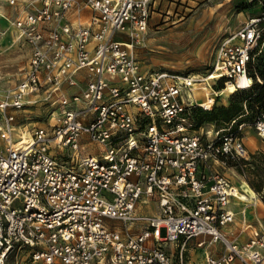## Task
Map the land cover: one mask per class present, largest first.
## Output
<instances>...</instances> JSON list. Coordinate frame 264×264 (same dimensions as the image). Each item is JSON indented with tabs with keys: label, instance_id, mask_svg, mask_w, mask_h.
<instances>
[{
	"label": "built area",
	"instance_id": "built-area-1",
	"mask_svg": "<svg viewBox=\"0 0 264 264\" xmlns=\"http://www.w3.org/2000/svg\"><path fill=\"white\" fill-rule=\"evenodd\" d=\"M154 1L7 0L18 9L7 30L29 56L0 85V264L24 251L35 264H198L196 249L203 264H264V231L236 222L238 189L221 169L248 158L247 127L264 140V101L249 121L254 95L224 126L190 116L214 106L196 83H222L216 101L229 82L264 88V6L198 78L144 70L132 53ZM35 106L47 124L21 129Z\"/></svg>",
	"mask_w": 264,
	"mask_h": 264
},
{
	"label": "rangeland",
	"instance_id": "rangeland-1",
	"mask_svg": "<svg viewBox=\"0 0 264 264\" xmlns=\"http://www.w3.org/2000/svg\"><path fill=\"white\" fill-rule=\"evenodd\" d=\"M261 1L264 3V0H155L151 7L148 28L140 33L139 42L133 44L131 51L144 70L169 69L189 72L198 78L206 77L220 41L241 26L251 12L261 9H253ZM2 5L0 13L6 19L0 15V30L3 31L0 35V85L6 89L12 88L22 76L20 70L26 64V49H22V46L17 49L8 35L7 25L16 16L17 10L11 9L6 3ZM89 14L90 11L83 10L84 21ZM122 39L131 43L129 34H124ZM209 81L214 90L223 86L222 83L215 86L216 80ZM204 94L201 90L200 99H204ZM250 95L254 96L253 102L246 103L249 121L254 117L257 106L264 101L263 89L239 90L224 97L220 95L211 110H204L199 106L193 108L191 119L205 128L224 126L245 109L244 100ZM231 107H239V110L227 119L225 114ZM28 110V113H19L17 125L21 129L25 126L30 129L33 125L47 124L48 112L44 106L30 107ZM25 115L31 116L30 120H25ZM245 132L248 158H228L221 165V169L236 186L243 189L241 186L246 182L247 188L253 190L254 199L259 200L260 205L255 216L259 219L252 224L264 231V140L253 127H247ZM60 150L57 147L52 148L54 153L59 154ZM58 158L61 160V155ZM231 206L238 214L240 208L237 203L232 202ZM248 233H244L246 238ZM202 251L203 249H196L189 252L190 257L198 264L204 256ZM7 264L35 263L24 251L18 258L11 256Z\"/></svg>",
	"mask_w": 264,
	"mask_h": 264
},
{
	"label": "bare ground",
	"instance_id": "bare-ground-1",
	"mask_svg": "<svg viewBox=\"0 0 264 264\" xmlns=\"http://www.w3.org/2000/svg\"><path fill=\"white\" fill-rule=\"evenodd\" d=\"M129 45L132 46L131 43H129ZM204 78H202V79L204 80ZM209 83H210L209 80L204 81V83H196L197 88L203 87V88L207 89L206 92H204L205 93L204 99H200L201 89H198L196 91V95H197V99L199 101L207 100L208 105L210 107H212V105L215 106V104L217 102L216 101V95H218V94L215 93L216 91L211 86H209ZM235 92H236V87L233 85V83L229 82L227 85V88L220 91V95H222V97H224L225 95L233 94ZM243 185L244 186H241V187H243V189H241L240 186L237 185V189H238L237 197L234 198V200H233V203H238L240 205L239 213L236 216V222H238L239 224H242L244 222L252 224L253 221H255V220L250 218L249 209H250V207L254 206L256 211H257V208L260 205V203H259V200L255 201V199H254L255 194H254L252 189L247 188V183L245 182Z\"/></svg>",
	"mask_w": 264,
	"mask_h": 264
},
{
	"label": "crops",
	"instance_id": "crops-1",
	"mask_svg": "<svg viewBox=\"0 0 264 264\" xmlns=\"http://www.w3.org/2000/svg\"><path fill=\"white\" fill-rule=\"evenodd\" d=\"M2 3H6V5L8 6V7H10L11 9H15V10H17V13H18V9L16 8V7H14V6H11L8 2H7V0H0V9L1 8H3L2 6ZM264 6V3H263V1H261L259 4H257L253 9L255 10V9H258V8H261V7H263ZM1 11V10H0ZM256 11V10H255ZM254 11V12H255ZM254 12H251V13H254ZM257 12V11H256ZM17 13H16V15H17ZM0 15L2 16V17H4L5 19H6V17H5V15L3 14V13H0ZM249 16V15H248ZM15 18V17H14ZM1 23V22H0ZM8 26V25H7ZM2 33H3V31L2 30H0V35H2ZM8 35L10 36V38H11V40H12V43H15L16 44V48L17 49H19L20 47H21V45L17 42V41H15V39H14V37L11 35V33L8 31ZM0 37H2V36H0ZM22 49H26V53H24L25 54V56H26V61H27V57L29 56V52H28V49H27V47L26 46H22ZM237 205H238V207L240 208V205L237 203ZM233 208V207H232ZM234 209V208H233ZM235 210V209H234ZM249 215H250V218L251 219H254V220H256V219H259V217L257 218V217H255V216H257V214H256V209H255V207H250V209H249ZM203 254L205 255V253H206V250L205 249H203ZM204 263V256H203V258H202V260L201 261H199V264H203Z\"/></svg>",
	"mask_w": 264,
	"mask_h": 264
},
{
	"label": "trees",
	"instance_id": "trees-1",
	"mask_svg": "<svg viewBox=\"0 0 264 264\" xmlns=\"http://www.w3.org/2000/svg\"><path fill=\"white\" fill-rule=\"evenodd\" d=\"M263 91H264V88H263ZM232 106H234V105H232ZM238 110H239V107H231V109L228 111V113L225 114V117L227 119H230L231 115L238 112Z\"/></svg>",
	"mask_w": 264,
	"mask_h": 264
}]
</instances>
